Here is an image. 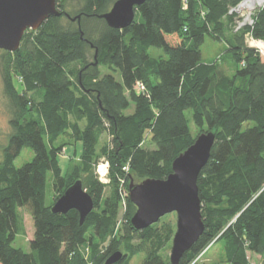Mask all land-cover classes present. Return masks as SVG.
<instances>
[{
    "label": "trees",
    "instance_id": "16d2710c",
    "mask_svg": "<svg viewBox=\"0 0 264 264\" xmlns=\"http://www.w3.org/2000/svg\"><path fill=\"white\" fill-rule=\"evenodd\" d=\"M114 1L56 0L60 15L26 30L15 51L2 50L11 132L0 161V264H103L117 250L122 257L115 264H133L141 252L138 264H170L162 251L171 224L135 229V205L122 192L130 177L165 178L172 160L203 131L215 135L197 178L204 228L179 264H195L215 244L224 264H250L246 252L264 259V62L245 43L247 34L264 41V0L242 25L232 10L242 0H145L122 29L98 17ZM77 14L79 23L71 19ZM206 37L227 44L232 72L202 60ZM149 47L165 56H150ZM14 73L24 79L20 89ZM136 82L144 91L135 90ZM65 133L82 147L63 173ZM106 133L109 141L99 146ZM25 146L33 157L15 167ZM101 157L107 182L96 173ZM48 173L53 201L78 179L91 195L93 208L81 224L75 209L51 211ZM20 208L33 223L28 251L12 244L23 230Z\"/></svg>",
    "mask_w": 264,
    "mask_h": 264
},
{
    "label": "water",
    "instance_id": "95a60500",
    "mask_svg": "<svg viewBox=\"0 0 264 264\" xmlns=\"http://www.w3.org/2000/svg\"><path fill=\"white\" fill-rule=\"evenodd\" d=\"M144 1L115 0L109 10L98 17L108 26L122 29L131 24L136 6ZM239 3L232 10L238 11ZM60 14L56 0H0V49L15 51L26 30H36L46 19ZM64 15L70 17L67 12ZM71 19H76L79 23L80 15L77 14ZM96 57L95 50L94 64L97 62ZM214 138L211 131L196 135L193 142L172 160L171 172L165 178L148 177L134 182L130 177L127 183L128 198L135 205V211L130 218L135 229H144L163 215L175 212V230L169 252L170 264H179L180 258L203 231L197 178L209 159ZM92 208L93 199L83 189L79 179L68 186L50 206L53 213H65L69 209H75L80 224ZM121 257L120 251H114L103 264H115Z\"/></svg>",
    "mask_w": 264,
    "mask_h": 264
},
{
    "label": "rangeland",
    "instance_id": "374dc122",
    "mask_svg": "<svg viewBox=\"0 0 264 264\" xmlns=\"http://www.w3.org/2000/svg\"><path fill=\"white\" fill-rule=\"evenodd\" d=\"M241 3H242V1L239 4H241ZM262 4H263V0H261V2L259 4H256V6L254 8H251L249 10L246 8H242V9L237 8L238 11H234L237 14L236 22H238V23L243 22L245 24H248V22H250V20L252 21L251 16L254 13V11L257 8H259ZM65 8L67 10L73 9V7H71L70 5H66ZM29 30H31V29H29ZM245 43L248 47H251V45L246 41V37H245ZM251 48H253V47H251ZM227 49H228L227 44L225 42L213 40V39H210L209 37H206L205 41L201 45V58L205 62H212V61L219 62L220 66L222 68H224L225 71L230 73V72H232V70L235 66V61H234L233 55ZM147 51H148L150 56H154V57H157L160 55L165 56L162 49L157 48V47H149L147 49ZM257 53L260 56L261 60L264 62V54H261L260 52H257ZM2 55H3L2 49H0V161H1L2 146L6 143L8 135L11 132V127H10L9 122H8L10 104L8 102L7 96L4 93L3 79H2V74H3V72H2V70H3ZM13 57H15V56H13ZM12 78H13V82H14L15 86H17V89H20V87H22V84H24V79L20 81V79H18V74H16V73L13 74ZM186 115L188 117L189 127L191 129V132L194 133V130L196 131V128H194L193 123L191 121L190 112L186 111ZM109 139H110V135L108 133L101 135V138L99 141V146L103 142L109 141ZM60 142H62L64 146H63V148H61V151L59 153L60 155L58 157V163H59V166L61 168V171L63 173H65V171L67 169L68 159L69 160L72 159V157L74 155L76 157H78L82 146H81L80 141H76L73 143V139L70 137L69 133H65L60 138ZM143 145H145L147 147H152V145H150L146 142L143 143ZM32 157H33L32 149L30 147L25 146L21 149V151L19 152L17 157L14 159L13 165L15 167H19L23 163L30 161L32 159ZM76 160H75V162H77ZM70 164H71V162H70ZM101 165H102V169H104V170L102 172L101 171L99 172L98 168ZM125 166L127 167V164ZM125 166H123V167H125ZM105 167H106V170L108 172V162H107L105 157H101L98 164H97V167H96V173H97L98 178L100 177L99 174L100 175L104 174ZM127 169H125V171H127ZM71 173L74 174L73 171H71ZM50 180L51 179L49 178V173H48L47 174V181H46L47 183L45 186V200L47 203H52L53 197H54V194H53L54 191L51 188ZM133 181L136 182L137 180H133ZM101 182H103V181H101ZM124 189H125V192L123 191L122 195H127L126 183L124 185ZM123 206H124V202L122 201L121 206H120L121 209H120L119 213L123 212V209H124ZM20 214L22 215V219H23V230L21 233H17L15 235V238H14L12 244L16 247H20L23 250L28 251L29 250L28 241L32 237V234H33V223H32V219H31L30 215L27 212H25L22 208H20ZM175 221H176L175 212H170V213L163 215L156 223H158V226H160L162 224H168L169 223V224H171L173 230H175ZM119 226H120V217H119V220L116 224L114 232L117 231ZM170 247H171V240H170L168 247L162 251L163 257L165 258L167 256L168 261H169ZM81 252H82V255L85 256V258L87 257V259H88V255H89L88 248L87 247L81 248ZM201 254H202V256H201ZM201 254L197 257L198 259H197L195 264H224L221 260L220 254H219V245H217V244L209 247L208 249L205 250V253L203 251ZM246 254H247V257L249 258L250 264H257L258 262L263 263V261H264V259L261 257V255L249 254L248 252H246ZM143 255L144 254L142 252L135 254L131 258L130 262L133 264H138L142 260Z\"/></svg>",
    "mask_w": 264,
    "mask_h": 264
},
{
    "label": "built area",
    "instance_id": "2783aa9c",
    "mask_svg": "<svg viewBox=\"0 0 264 264\" xmlns=\"http://www.w3.org/2000/svg\"><path fill=\"white\" fill-rule=\"evenodd\" d=\"M232 11V10H231ZM234 11V10H233ZM252 21L250 20V22H248V24H250ZM242 24H245L243 22H241ZM241 23H239L240 25H242ZM246 41L251 45V47L254 48V50H256L257 52H260L261 54H264V41L259 39V38H254L251 35L247 34L246 35ZM135 90L137 92L140 91H144V85L141 82H136L135 83ZM124 169H127V167H123ZM99 174V173H98ZM106 175H107V170L105 167V172L103 175L99 174V179L103 182H106ZM257 264H263L262 262H258Z\"/></svg>",
    "mask_w": 264,
    "mask_h": 264
},
{
    "label": "bare ground",
    "instance_id": "6f19581e",
    "mask_svg": "<svg viewBox=\"0 0 264 264\" xmlns=\"http://www.w3.org/2000/svg\"><path fill=\"white\" fill-rule=\"evenodd\" d=\"M261 2V0H242V3L239 4L238 9H242V8H246V9H251L254 8L256 6V4H259ZM99 172L103 171L104 169H102V165L99 166L98 168Z\"/></svg>",
    "mask_w": 264,
    "mask_h": 264
}]
</instances>
